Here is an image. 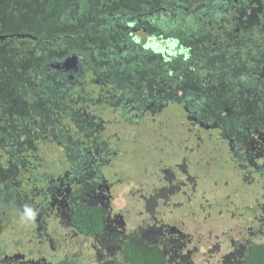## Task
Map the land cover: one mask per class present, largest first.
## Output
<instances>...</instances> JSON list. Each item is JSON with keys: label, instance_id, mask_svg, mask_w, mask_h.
Instances as JSON below:
<instances>
[{"label": "rangeland", "instance_id": "rangeland-1", "mask_svg": "<svg viewBox=\"0 0 264 264\" xmlns=\"http://www.w3.org/2000/svg\"><path fill=\"white\" fill-rule=\"evenodd\" d=\"M11 1L0 0V34H14L27 25L38 31L41 27L31 22L37 1L14 0L9 6ZM75 1L78 0H71V5L67 2L69 18L79 8L72 4ZM248 4L252 8L247 10L254 15L253 0ZM8 8L19 13L22 9L17 21L6 17ZM95 10L96 7L92 10L89 7L88 12ZM74 26L76 37L70 41L75 39L80 44L84 37L90 38L88 30L82 31L83 25ZM237 35L232 33L229 39L225 35L234 50L215 55L206 52L199 57L201 60L195 57L196 62L191 64L195 72L193 82L184 91L176 82L166 86L162 83L157 91L150 92L149 104L142 108L141 100L133 92L132 100L137 103L126 110L127 118L133 117L136 111L147 117L131 123L123 117L126 96L121 92L124 85L118 80L115 84L110 82V88L83 91L71 101L60 95L55 98L60 101L58 104L54 105L51 97L49 103L35 105L32 99L28 100L27 93L30 86L41 83L42 74H34L38 63L30 56L35 49L33 39L23 41L25 51L8 46L15 40L0 42V108L3 106L6 110L0 112V131L12 128L18 133V139L22 138L19 142L30 144L27 150L30 155H33V146L42 152L38 159L45 165L38 164V177L50 175L55 182L49 181L57 190L56 196L47 200L40 198L35 188L33 197L41 201L37 206L33 204L36 214L17 215L15 220L12 215L3 220L9 230H0V264H55L63 259L74 264H130L124 254L128 243L161 250L165 253L162 264H238L249 245L264 243V177L260 174L264 169L260 171L259 166L264 164V132L247 128L245 124L246 134L239 133L242 122L258 123L262 118L258 113L253 118L251 109L255 112L257 104L253 99H258V94L264 96V86L249 82L254 88L249 90L244 85L251 77L249 73L256 72L260 80L264 79V56L262 60L257 57L261 47L257 37ZM142 38V42L131 40L135 45L141 44V54L148 49L144 44L152 40L154 46H168L165 43L168 37L163 33L145 34ZM250 42L254 47H249ZM184 43L187 45L185 40ZM82 45L85 47L84 41ZM109 53L116 57L110 62L108 56H103L108 68L102 70H107L104 72L107 74H116L128 66L140 73L146 63L150 64L146 61L148 56H133L125 68L117 67L122 54L113 55L112 50L104 54ZM15 56H23L17 61L19 65L13 60ZM178 70L181 76L186 75ZM154 72L159 78L162 67ZM68 84L75 86V83ZM245 91L250 97L242 96ZM164 92H171L174 99L161 107L171 95ZM227 92H234L233 99H228ZM197 94L212 97L214 104L208 102L211 107L204 108L201 101L193 103L199 97ZM46 104H53V108L49 111ZM180 104L185 106L186 113L183 114ZM23 113L33 127H41H37L41 130L37 136L29 131L26 139L20 137L24 122L19 115ZM79 113L98 120L100 130L95 137L84 138L86 142L82 146L83 140L79 139V147L72 146L73 139L56 141L58 136L64 137L61 134L63 117ZM186 117L189 125L183 123ZM76 120L73 138L81 130ZM13 147L11 155L24 163L28 157L20 155L18 146L14 150ZM73 151L75 158L83 152L82 164H90L89 171L80 173V169L71 168L66 154ZM247 157H251L249 162L245 160ZM10 194L7 198L14 197ZM79 205L100 208L103 215L100 233L85 236L76 231L71 215Z\"/></svg>", "mask_w": 264, "mask_h": 264}, {"label": "trees", "instance_id": "trees-1", "mask_svg": "<svg viewBox=\"0 0 264 264\" xmlns=\"http://www.w3.org/2000/svg\"><path fill=\"white\" fill-rule=\"evenodd\" d=\"M37 5L34 8V12L31 13L32 19L31 22L37 25V27H41L38 29V31L33 30L32 27L29 25L25 27H21L16 32L22 33V34H29L32 35L30 39L32 38L35 44V49L32 54L34 61L36 63L40 64V61L43 59H48V56H51L52 59H60L65 56L69 55H77L79 59V65L82 66V69H79V71H71L70 74L73 76V80L70 81V83L73 81L75 83V86L69 85L67 81H65L67 78L65 75L59 74L55 77V74L50 69H47L44 64V68H38L37 72H34L36 75L42 74V81L38 85H32L30 86V91L27 93V96L29 97L28 100H33V103L35 105H38L39 102H42L45 104L49 103V100L51 97V102L55 105L58 104L60 101L55 98H58L60 95L66 96L68 98V101H71L72 98H77L78 95H81V92L86 91L91 92L93 89L95 91L110 88L112 82L113 84L116 83V80L121 82L120 84L129 85L132 90L128 91L127 88L124 86L123 94L126 96V106L125 110L123 111V117L127 118L126 116V110H131L133 105L136 102V100H132V93L135 92V96L138 97L142 105L141 108L147 104H149V100L151 97L150 92L157 90V87L161 86L162 83L166 85L169 84L171 80H176V83L178 84V81L182 80H188V78L185 76H179L178 70L174 74V76L170 77L167 74L162 75L160 74L159 78H156L155 74L150 70L149 67L152 68V59H150V56H159L158 51H161L164 47L156 48L152 44V41H150L147 44H144V48L148 47V49H145L142 51L144 54H141L140 47L141 44H133V41H137L140 39L143 40L142 36L145 37V34L150 35L153 34L155 36H158V34L162 33L164 30V26L161 22H158V28H154V26L151 25L150 21L147 17H140L136 16V20L129 23V25H134V22H137V25L135 24L134 27L131 28H125L123 25V21H127L128 16L130 15L131 11H128V9H125L123 6L120 10L117 11H111L110 15H107L108 9L107 8H98V12L92 13L91 11L88 12L89 7L91 10L93 9L94 0H78L79 8L77 11H74L72 14V18H69L70 14V7L68 4L71 5V0H45L42 2V0H36ZM100 2V1H99ZM208 0H196V3H206ZM250 0H244L245 5H249L248 3ZM14 3V0L9 2L10 4ZM253 4L255 7V14L259 17L258 21L256 19V22L254 21V18H250V22L252 25H250V31L253 32L252 36L257 37L260 40L261 47L260 52L257 53V57L262 60L264 56V0H253ZM251 5H249L250 7ZM7 8V7H6ZM25 9V7H23ZM22 8V9H23ZM251 8V7H250ZM21 9V11H22ZM72 9V8H71ZM21 11L19 13V10L16 9V11L13 9L11 10L8 8V12L6 14V17L17 21V18H20ZM89 13H91V17L89 19ZM50 15V16H49ZM83 15V16H82ZM86 19L84 21V18ZM31 18V16H30ZM178 19V22L181 23V19L176 17ZM26 23V22H23ZM80 23L83 30H88L90 32V38L86 40L84 37L83 41L85 42V47L82 45L83 41L79 44L75 39L70 41V38H75L76 35L73 31H75V24ZM133 23V24H132ZM156 24V22H154ZM27 24V23H26ZM86 32V31H85ZM143 34L141 37L137 36V34ZM181 39H186L187 37L182 34V32H179ZM67 34V36H66ZM148 37V36H147ZM249 37V36H248ZM16 38V37H14ZM14 38H12L14 40ZM25 39V38H24ZM27 39V38H26ZM23 41V40H21ZM15 43H11L8 46H11L13 50H20V49H26V47H23L20 41L15 40L11 41ZM142 42V41H141ZM17 44V45H16ZM230 48L231 45H228ZM227 46V47H228ZM103 47H105V50H103ZM249 47H254L252 43L250 42ZM106 50L113 51V55H118V53H121L122 56H127L126 58H121L120 62L121 65H117V67H123L127 66L129 64L130 59L133 56H148L146 58V61L148 60L150 64H145L146 67H144L140 73H137L136 71L133 72L131 70V66H128V69H124L120 72L112 73L109 72V74L104 73L107 72V70H102L103 68L106 69V64L104 61L106 60L103 58V56H108L109 61L113 62L115 58H113L112 54H104ZM234 50V49H233ZM64 53V56H60L61 53ZM42 58H40V56ZM163 55V54H162ZM128 56H130L128 58ZM165 56V55H163ZM112 57V59L110 58ZM128 58V59H127ZM112 67H115L114 64L111 65ZM79 68V67H78ZM87 69L94 71L96 74H86ZM112 69V68H111ZM115 70V68H114ZM117 71V70H115ZM39 72V73H38ZM85 72V73H84ZM143 72L146 74L143 75ZM84 73V74H83ZM65 74H67L65 72ZM107 74V76H105ZM141 74L142 77L145 78L147 82H145L144 86L142 87L141 81ZM251 77H249L245 81L244 88L249 90H254L253 85L249 84L251 83H258L260 82V85L264 86V79L258 78L255 73H249ZM122 76V77H121ZM99 77V79L97 78ZM180 77H183V79ZM63 79V80H61ZM65 79V80H64ZM98 79V82H97ZM168 79V80H167ZM180 79V80H179ZM256 79V82H255ZM100 80H103V83L100 82ZM248 81V82H247ZM73 85V84H72ZM182 87V86H181ZM187 87H184V90ZM141 90H143V93H141ZM48 90V91H46ZM208 93V91H206ZM140 93V96L138 95ZM199 97L194 98V102L201 101L203 103L204 108L211 107L210 103L214 104L212 102V97L204 95L201 96L197 94ZM234 92H227L228 99H233ZM250 97V94L248 91H245L242 93V96H248ZM239 96V93L236 94V97ZM241 96V97H242ZM253 96V95H252ZM143 97H146V100L142 99ZM174 96L171 94V98ZM197 97V96H195ZM25 100L26 98L23 97ZM169 98V102L172 103L173 101ZM254 103L257 104L255 106L254 110L251 115L254 118L255 113H258L261 115V119L258 123H252L247 121L242 122L240 131L238 130V127L236 126L235 129L239 131L240 134L244 136V133L248 127L252 129H258L264 132V96H261L258 94V99H253ZM140 102V103H141ZM53 104L49 106L48 104V110L50 111V108H53ZM3 107V106H2ZM0 108V112L4 113L6 110L3 108ZM7 107V105H5ZM161 108V107H160ZM238 107L235 109V114L238 113ZM159 109L156 112V114H159ZM185 108L183 110V114L186 113ZM49 118H51V113L47 112L45 113ZM147 114V113H146ZM145 114V115H146ZM45 115V116H46ZM56 115H59L58 113ZM148 115V114H147ZM21 116L20 121L24 124L20 126V137H23L24 139L27 138V133L30 131L31 135L34 136L39 133V130L37 127L39 125H36L33 127V123L27 118V116H24L23 114H20ZM46 116V117H47ZM141 112L136 111L134 116L127 120L128 123H131L134 120L141 121L140 119H146L147 116L141 117ZM186 116V115H185ZM188 117V116H187ZM186 119L183 120L184 124H188ZM236 119V116H234ZM252 118V119H253ZM52 119V118H51ZM77 119V120H76ZM116 119V118H115ZM28 120L27 123L25 121ZM79 121L81 130L78 137L73 138L71 136L73 131L75 132L76 128L74 127V121ZM150 120V119H149ZM224 121L229 124V120L227 118L223 119ZM234 118H232L230 121L233 122ZM63 124L64 128L61 134L64 135L63 138H55L56 141H60L63 143V141H71L73 139L72 146L79 147L80 140L82 139L81 146L85 144L86 141H84V138H92L95 137V134L98 130H100V123L97 119L92 118H86L84 114L79 113L75 115H65L63 117ZM51 122V120H50ZM49 122V123H50ZM5 123V122H4ZM48 123V124H49ZM6 124V123H5ZM245 124H248L247 128ZM221 126L223 123H221ZM226 127V126H225ZM262 127V128H261ZM41 128V127H39ZM55 128V125L52 127ZM6 129V128H5ZM136 129V127L134 128ZM239 134V135H240ZM17 135V136H16ZM20 139H18V133L16 134L12 128H7L4 132L0 131V230L2 228L9 230L7 228V224L3 220L9 219L12 215H14L13 220L16 219L17 215H25L28 214L29 210L31 212L34 210V205L37 206V204L41 203L40 200L35 199L33 190L37 192L40 196V198H45L47 200H52L57 193V190L55 186L53 185L52 181H49V179H52L54 182V178L50 177V175H46V178L44 175H42L44 178H39V173L37 171V166L39 165H45V162H39V156L42 153L41 151L36 148V150L31 148V152H33V155H30L28 153V148L30 144L28 142H19ZM198 144H200L198 142ZM228 144V140H227ZM14 147L18 146L20 148V155H26L28 157L27 160L24 161V163L19 162V158L16 159L14 156L11 155L12 146ZM13 147V150H14ZM18 150V149H17ZM14 152V151H12ZM73 153L76 154L75 151L72 153H67L66 156L69 159V162L71 163V168L75 170L80 169V173H84L90 170L91 166L82 164V157L83 152L79 153L78 156L80 157H74ZM17 156V154L13 153ZM246 161H250L251 157H247L245 159ZM264 165V164H263ZM263 165L259 164L260 171L264 169ZM43 173V172H42ZM260 173V172H259ZM264 177V170L260 173ZM47 179V180H46ZM23 182V183H22ZM20 183V184H19ZM22 186V188H21ZM14 194V197H9L11 194ZM78 195V193H77ZM39 198V199H40ZM20 203V204H19ZM34 215L36 214V211L32 212ZM29 215V214H28ZM33 215V216H34ZM72 223L76 231L82 235L85 236H92L100 233L103 229V215L100 210L95 205H79L77 206L72 214ZM124 254L127 261L130 262V264H162L164 262L165 256L161 250L158 249H144L140 245L135 244H126L124 246ZM55 264H74L70 260L63 259L58 261ZM238 264H264V243H258V244H252L249 245L241 257Z\"/></svg>", "mask_w": 264, "mask_h": 264}, {"label": "flooded vegetation", "instance_id": "flooded-vegetation-1", "mask_svg": "<svg viewBox=\"0 0 264 264\" xmlns=\"http://www.w3.org/2000/svg\"><path fill=\"white\" fill-rule=\"evenodd\" d=\"M44 1L45 0H42V2ZM94 1L95 3L93 7H96V10L94 12L98 11L100 5V8L105 7L108 9L107 15H110L111 11L120 10L122 6L125 9H128V11H131L127 19L128 23L126 21H123V25L125 28L132 29L135 24L137 25V22H134V25H129L130 22L136 20V16L147 17L150 23L152 22L151 25L154 26V28H158L157 21H162V23H164V30L162 33L166 35V37H168L167 41H165L168 46L167 48L164 47L161 51H159L161 53L159 54V56H150L153 66H151L152 68L149 67L148 69L149 71L151 70L154 74L155 69L158 70L162 67V75L167 74V71L170 78L174 76L178 68H180L184 73H186V75H184L183 77L186 76L188 78V80H182L178 81V84L176 83L177 87L179 89L181 88V91H184V87H188V85L193 82L192 78L195 72L194 68L191 67V64L193 62H196L194 61L196 60V58L202 57L206 52H208L207 54L215 55L218 53L222 54L223 52L224 54H226L227 52L232 51L235 48L234 45H231V48L228 46V39L231 34H242V36L244 35L243 37L253 35V32L249 30V26L252 25V23L250 22V18H254L255 22L256 19L257 21L259 19V17L256 16L257 14L253 15L252 13H249L250 11H248L247 8L251 9L252 6H250V8L249 5H245L244 0H208V2L206 3H196V0H131L129 4L127 3V0ZM77 3L78 1H75V3L73 2L72 4L75 5V7H79V4ZM90 15L91 13H89L88 16L89 19L91 17ZM176 17L182 20L181 23L178 22V19H176ZM85 20L86 19L84 18V21ZM154 22H156V24ZM179 32H182V34H184V36H186L187 38L181 39ZM20 34L22 33L14 32V34H0L2 36H6V39L0 40V42L3 43L9 40H13L12 38ZM23 35H25V37L14 38V40L20 41L24 47L23 41L29 39V34ZM225 35H229L228 39L225 38ZM184 40L187 42V45L184 43ZM154 47L156 48V46ZM162 54L165 56H163ZM30 56H32V54ZM48 57V59H43L40 61V64H37L38 68H44L43 66L44 64H46L45 66H48L47 69L53 71L55 77L59 74H63L65 75V77H67V75H71L65 74V71L58 67V63L62 61V59L57 60L55 58L52 59L51 56ZM120 57H122L123 59L127 56ZM129 57L130 56H128V58ZM217 57L219 59H223V57L226 56ZM22 58L23 56H15L13 60L18 64L17 61L22 60ZM40 58H42V56H40ZM199 59L201 60V58ZM29 60L31 59L27 58V61ZM118 65L120 66L121 63H119ZM79 69H82V66L79 65V68L76 70L79 71ZM70 71L72 70H68V72ZM216 71H218V69ZM87 73H93V75L96 74L94 71L89 69H87L86 74ZM178 74H180V72H178ZM179 76H181V74ZM183 77H180V79H183ZM97 78L99 79V77ZM71 80H73V76H70V78L66 79L65 81L70 83ZM100 82L103 83V80H100ZM140 82H142V87L144 86L145 82H147L145 78L142 77V74ZM171 82H176V80H171ZM71 83L74 82L72 81ZM124 86L128 89V91L132 90L129 85ZM124 86L121 89H124ZM140 91L141 93H143V90L140 89ZM164 93L171 94V92ZM169 98H171V95L163 101L161 107H164V105H169ZM180 106L185 108L183 104H180Z\"/></svg>", "mask_w": 264, "mask_h": 264}, {"label": "water", "instance_id": "water-1", "mask_svg": "<svg viewBox=\"0 0 264 264\" xmlns=\"http://www.w3.org/2000/svg\"><path fill=\"white\" fill-rule=\"evenodd\" d=\"M30 36L32 35H29V37ZM11 37H14V36H11ZM23 37H25V35L23 34L16 36V38H23ZM5 39H6V36L0 35V40H5ZM78 63H79V57L77 55L72 54L71 56H67L66 59L60 61L58 63V67L65 72L71 69H74L75 71H77L76 69H78L77 67L79 66Z\"/></svg>", "mask_w": 264, "mask_h": 264}, {"label": "clouds", "instance_id": "clouds-1", "mask_svg": "<svg viewBox=\"0 0 264 264\" xmlns=\"http://www.w3.org/2000/svg\"><path fill=\"white\" fill-rule=\"evenodd\" d=\"M78 67H79V66H78ZM78 67H77V68H78ZM72 70H74V69H72ZM28 214H29L30 216L34 215V214L31 212V210H29Z\"/></svg>", "mask_w": 264, "mask_h": 264}, {"label": "bare ground", "instance_id": "bare-ground-1", "mask_svg": "<svg viewBox=\"0 0 264 264\" xmlns=\"http://www.w3.org/2000/svg\"><path fill=\"white\" fill-rule=\"evenodd\" d=\"M71 63V62H70Z\"/></svg>", "mask_w": 264, "mask_h": 264}]
</instances>
